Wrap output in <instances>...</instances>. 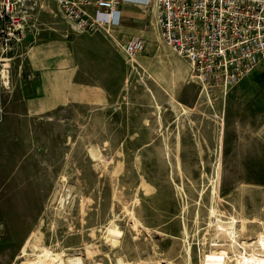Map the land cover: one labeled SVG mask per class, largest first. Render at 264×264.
<instances>
[{"label": "rangeland", "instance_id": "rangeland-1", "mask_svg": "<svg viewBox=\"0 0 264 264\" xmlns=\"http://www.w3.org/2000/svg\"><path fill=\"white\" fill-rule=\"evenodd\" d=\"M43 4L0 35V264H41L38 231L35 246L85 264H229L210 255L212 208L264 235V66L208 98L138 10L114 33L146 41L126 58Z\"/></svg>", "mask_w": 264, "mask_h": 264}, {"label": "built area", "instance_id": "built-area-1", "mask_svg": "<svg viewBox=\"0 0 264 264\" xmlns=\"http://www.w3.org/2000/svg\"><path fill=\"white\" fill-rule=\"evenodd\" d=\"M43 0H0V35L20 36ZM79 33H103L126 58L143 53L146 41L116 39L125 5L142 10L171 51L189 65V78L210 98L233 88L264 66V0H54Z\"/></svg>", "mask_w": 264, "mask_h": 264}, {"label": "bare ground", "instance_id": "bare-ground-1", "mask_svg": "<svg viewBox=\"0 0 264 264\" xmlns=\"http://www.w3.org/2000/svg\"><path fill=\"white\" fill-rule=\"evenodd\" d=\"M2 61L3 62L6 61V64H4L0 70V81H1L2 86L5 89L11 90L13 89V84H12L11 72L9 70L10 69V62H9L10 59L1 58L0 62ZM131 64L133 65V67H136V64L134 63H131ZM169 102L174 109H177L180 107L182 109L180 108L179 109L182 110L184 113L188 112L187 109L183 107V105L178 100L175 99V97L171 98ZM156 106L158 107V109H160L161 107L159 105H156ZM92 157L96 159L97 154L92 152ZM209 213L211 217L215 218V220H212L210 222V226H212L215 230V236L213 237L214 239L212 240L210 244V246L213 248L211 250V254H210L211 256L225 254L227 255L226 259L229 264H264V235L263 234L259 235L257 241H255L254 239L255 243L252 244L248 238H245L246 236L244 235L240 236L238 234L236 226L234 225L236 223L234 219L233 220L231 219L232 221L230 222H224L223 220L218 218V216L216 215V211L213 208L209 210ZM134 223H136V221ZM111 232L114 235L113 244L114 246H117L122 232L118 230L117 228L112 229ZM184 232L187 233L186 229H184ZM33 236H34L33 238L34 241H33L32 246H34V249L36 250L38 249L42 253L40 257L41 264H85L81 258L68 257L65 259L60 255L54 254L51 250H49L48 248L44 246H38V247L35 246L34 242L36 240L38 242H41L42 235L38 231ZM190 247L191 245L189 244L187 247V253H191ZM122 261L123 259H118L117 264H126L124 261L122 263ZM207 262L208 264H217L215 260L211 261V258H208ZM133 264H139V263H133Z\"/></svg>", "mask_w": 264, "mask_h": 264}, {"label": "crops", "instance_id": "crops-1", "mask_svg": "<svg viewBox=\"0 0 264 264\" xmlns=\"http://www.w3.org/2000/svg\"><path fill=\"white\" fill-rule=\"evenodd\" d=\"M56 4V3H55ZM57 6V5H56ZM58 9V8H57ZM139 11L140 12V17H142V19H144L146 22H147V25H148V27L149 28H152L153 26H152V23H151V19L150 18H146L145 17V15H144V13L142 12V10L140 9V8H138V7H136V6H133V5H125V9H124V20H123V25H122V27L124 26V24L127 22V24H128V27L129 26H131L132 25V23L133 24H135L136 23V21L137 20H135V18H136V16H135V18H134V21H132V19L131 18H129L130 16H129V14H131V13H135L136 11ZM133 18V17H132ZM131 24V25H130ZM122 27H120L119 29H121ZM119 29H117V30H119ZM153 29L157 32V30L153 27ZM116 30V31H117ZM116 31H115V33H116ZM158 33V32H157ZM159 35V34H158ZM102 36V35H101ZM160 37V36H159ZM116 39H118V40H122V41H125V39L126 40H128L129 39V37H127V38H125V39H119L117 36H116ZM100 41H101V39H99ZM104 40V39H103ZM114 42V41H113ZM114 44V46H115V48H116V50L122 55V56H124L123 55V53L116 47V44L115 43H113ZM112 44V45H113ZM165 44V43H164ZM112 45H110L108 42H104V44H102V47H101V50H107L108 52H114L113 50V47H112ZM168 47V46H167ZM169 48V47H168ZM169 50L171 51V49L169 48ZM172 52V51H171ZM173 53V52H172ZM174 54V53H173ZM175 55V54H174ZM176 56V55H175ZM38 56H37V54H36V56L34 57V56H32V55H30V53H27L26 54V60H27V63L29 64V63H31L30 62V60H31V58H32V60L35 62V63H39L40 62V58H37ZM179 58V57H178ZM180 59V58H179ZM182 60V59H181ZM185 62V61H184ZM187 66H188V68H189V65L187 64ZM190 70V69H189Z\"/></svg>", "mask_w": 264, "mask_h": 264}]
</instances>
